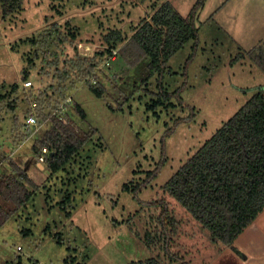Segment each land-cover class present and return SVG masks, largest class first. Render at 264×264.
<instances>
[{
  "label": "rangeland",
  "instance_id": "1",
  "mask_svg": "<svg viewBox=\"0 0 264 264\" xmlns=\"http://www.w3.org/2000/svg\"><path fill=\"white\" fill-rule=\"evenodd\" d=\"M163 1L22 0L8 17L2 16L0 5V93H9L11 84H18L2 101L0 173L8 169L2 160L9 154L40 186L26 206L0 227V264H146L151 259L154 264H177L161 246V206L150 203L156 199L167 203L163 219L170 248L189 264L187 257L192 264H264V209L230 247L215 243L214 248L200 224L163 191L178 167L256 88L264 87V70L247 55L254 46L264 48V0L203 1L196 18V47L190 39L167 61L164 90L183 86V103L172 100L168 106L153 103L159 90L156 75L141 83L143 61L128 67L104 44V34L114 28L127 38ZM168 1L181 15L196 2ZM53 24V37L44 50L57 52L58 66H69L75 50L95 62L101 60L96 71L103 78V95L93 91L77 67L72 68L66 81L78 85L72 88L68 83L70 105L77 103L85 118L70 107L63 117L74 115L93 133L75 161L51 174L31 150L45 125H37L14 149L10 127L13 115L31 100L30 91L35 93L39 82L56 81L53 67L41 62V54L31 67L28 64L42 33ZM53 56L50 53L48 59ZM42 65L48 73L39 70ZM24 69L30 73L26 80L31 87L21 81ZM92 79L98 82L95 75ZM12 100L15 112L6 110ZM176 118L183 121L175 124ZM155 168L158 172L145 181ZM65 193L69 200L61 205Z\"/></svg>",
  "mask_w": 264,
  "mask_h": 264
},
{
  "label": "trees",
  "instance_id": "2",
  "mask_svg": "<svg viewBox=\"0 0 264 264\" xmlns=\"http://www.w3.org/2000/svg\"><path fill=\"white\" fill-rule=\"evenodd\" d=\"M203 1L196 0L187 14L181 15L170 1L165 0L153 9L127 38H124L122 30L118 28L104 34L107 51L112 54L115 50L128 67H135L142 61L145 63H143L145 76L140 78L141 83L148 81L154 75L157 76L159 90L154 105L162 102L165 106L172 105V100L179 104L183 103L180 95L183 86L165 91L162 86V76L169 58L188 40H194L196 47L199 29L196 18L198 8ZM0 5L2 16L8 17L21 7L22 0H0ZM55 28L56 24H53V28L42 33L38 41V49L33 50L28 64L31 67L33 60L41 54V62L53 67L52 77H56V81L47 82L45 85L39 82L36 92L30 91L31 100L26 107L21 113L17 112L13 115V123L10 127L11 144L14 149L17 141L19 139L22 141L33 134L37 125L40 128L45 125L42 134L34 139L31 150L37 157L43 155V161L51 174L65 170L67 163L75 161L82 146L93 133L92 129L86 130L76 122L74 115L68 114L70 117L65 122L61 116L51 115L60 104L66 103L80 119L85 118L84 110L77 103L70 105L72 101H66L67 98L71 99L68 83L73 80L67 82L66 78L70 76L72 68L77 67L83 76L81 78L87 79L86 83L93 91L99 96L103 95L101 85L103 78L96 71L101 60L95 62L89 57L78 55L77 50L75 57L70 59L69 66L64 64L58 66L57 52L51 51L54 56L51 60L48 59L50 53L44 48L51 41ZM35 42L37 40L32 43ZM241 53H238L237 57ZM247 55L264 70V48L261 45L249 49ZM39 70L48 73V70H44V65ZM185 70L184 67V74ZM92 75H95L98 82H91ZM29 76L30 73L24 69L21 81L24 82ZM77 83L72 82L71 87H77ZM17 88L18 84L13 83L9 93H0V120L3 119L2 101H5L10 92L14 93ZM11 102L6 110L15 112L16 104L13 100ZM32 114L38 117L37 124L27 122V118ZM189 117L190 115L187 118ZM181 121L183 118H176L175 124ZM2 147L0 144V149ZM9 156L8 154V158L2 157L3 163L7 161L8 169L0 173V227L26 206L40 188L27 170ZM157 172L158 168L150 171L145 181L152 179ZM145 181L136 185L134 189H140ZM124 188L128 189L129 185L124 184ZM163 191L190 213L212 241L227 246L232 245L234 239L264 209L263 86L256 88L245 103L178 167L164 183ZM69 196V193H65L60 201L61 205L69 200ZM150 203L161 206L162 213L159 216L161 227L158 233L163 236L164 241L161 246L168 254V258L177 264H189L182 255L170 248L171 240L166 232V221L163 219L166 201L156 199ZM69 214L67 212L66 216ZM147 234L151 236L148 232ZM154 262L155 259H151L147 260L146 264H154Z\"/></svg>",
  "mask_w": 264,
  "mask_h": 264
},
{
  "label": "built area",
  "instance_id": "3",
  "mask_svg": "<svg viewBox=\"0 0 264 264\" xmlns=\"http://www.w3.org/2000/svg\"><path fill=\"white\" fill-rule=\"evenodd\" d=\"M116 51L113 50V54H115ZM92 82L95 83L96 80L95 79H92ZM25 87H29L31 85V81L30 80H26L23 82ZM67 102L71 101L70 98H67L66 100ZM68 107V105L66 103H62L60 104L56 109H54L52 112H51V115H59L61 116L62 120L65 122L67 120H65V118L63 117L64 116V113H65V110L66 108ZM27 122L30 123V124H37L38 122V117L34 114L30 115L28 118H27ZM39 160L40 161H43V155H40L39 157Z\"/></svg>",
  "mask_w": 264,
  "mask_h": 264
},
{
  "label": "crops",
  "instance_id": "4",
  "mask_svg": "<svg viewBox=\"0 0 264 264\" xmlns=\"http://www.w3.org/2000/svg\"><path fill=\"white\" fill-rule=\"evenodd\" d=\"M148 16V15H147ZM146 16V17H147ZM145 17V18H146ZM261 39V38H260ZM206 234H207V239H208V241H207V243L208 244H210V245H212L214 248H217L214 244L215 243H217L218 245H219V242H215V241H212V239H210V237H209V235H208V233L206 232ZM230 247V246H229ZM188 254V253H187ZM246 258H247V256H246ZM187 259H189L190 260V264H192V261H191V258L190 257H187Z\"/></svg>",
  "mask_w": 264,
  "mask_h": 264
}]
</instances>
